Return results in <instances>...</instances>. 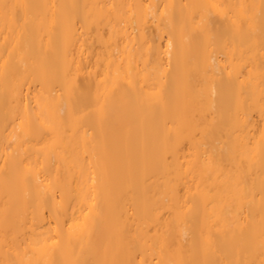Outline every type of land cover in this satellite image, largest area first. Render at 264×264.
Here are the masks:
<instances>
[{
	"label": "bare ground",
	"instance_id": "1",
	"mask_svg": "<svg viewBox=\"0 0 264 264\" xmlns=\"http://www.w3.org/2000/svg\"><path fill=\"white\" fill-rule=\"evenodd\" d=\"M0 264H264V0H0Z\"/></svg>",
	"mask_w": 264,
	"mask_h": 264
}]
</instances>
